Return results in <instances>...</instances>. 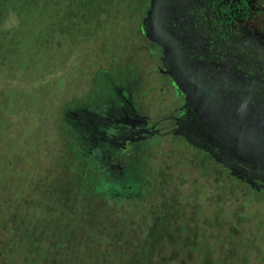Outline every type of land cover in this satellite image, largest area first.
<instances>
[{
    "label": "rangeland",
    "instance_id": "rangeland-1",
    "mask_svg": "<svg viewBox=\"0 0 264 264\" xmlns=\"http://www.w3.org/2000/svg\"><path fill=\"white\" fill-rule=\"evenodd\" d=\"M149 3L0 0V241L16 252L9 261L26 264V251L38 250L45 259L36 264H85L83 256L123 264L125 253L154 264H264V187L223 172L174 134L181 101L140 29ZM237 21L244 33L264 32V10ZM242 68L256 71L246 60ZM229 76L211 95L214 109L243 116L264 141L262 96L238 95ZM119 95L158 128L127 161L115 141H100L117 132L114 113L131 116ZM213 129L223 136V125ZM123 169L135 188L115 185Z\"/></svg>",
    "mask_w": 264,
    "mask_h": 264
},
{
    "label": "flooded vegetation",
    "instance_id": "flooded-vegetation-1",
    "mask_svg": "<svg viewBox=\"0 0 264 264\" xmlns=\"http://www.w3.org/2000/svg\"><path fill=\"white\" fill-rule=\"evenodd\" d=\"M151 3L152 0L149 5ZM240 4L239 0H158L150 27L146 31L142 29L146 12L140 29L158 50L159 63L156 69L168 78L176 97L181 101L176 109L178 114L173 118L176 128L174 134L186 145L201 151L223 167V172L241 178L250 187L263 188L262 136L253 132L242 120L243 116H236L227 110L219 112L211 101L218 84L227 86L221 84L222 78L231 75L226 84L236 87L238 95L243 98L262 96L261 109L264 110V37H261L264 32L254 36L252 30L245 33V29L241 30L236 24L237 19L248 17L258 10L252 8L247 12L240 9ZM191 33H194L196 40ZM244 60L253 65L255 73L251 69L244 71ZM125 89L128 96L130 87ZM119 97L120 103L128 105L132 117L128 112L114 113L113 119L117 123L114 125L111 118L109 125L117 132L111 135L106 125L103 133L107 136L109 132L111 137L101 138L100 141H115L117 155L124 156L127 161L129 155L124 154L144 141L145 137H155L158 128L155 124L147 126L148 117L137 114L127 97ZM87 119L88 123L94 124V119ZM218 123L225 127L223 136L213 129ZM122 124H126L125 128L121 127ZM233 132L237 134V140L231 138ZM77 137L80 146L90 155L93 154L92 145L84 139L82 141L81 135ZM153 137L151 139L158 138ZM109 150L104 149L102 154L110 155ZM117 172L121 173L120 170ZM123 172L120 181L114 178L115 185L118 188L122 186V190L132 187L131 182H134L133 172H125V169Z\"/></svg>",
    "mask_w": 264,
    "mask_h": 264
},
{
    "label": "trees",
    "instance_id": "trees-1",
    "mask_svg": "<svg viewBox=\"0 0 264 264\" xmlns=\"http://www.w3.org/2000/svg\"><path fill=\"white\" fill-rule=\"evenodd\" d=\"M239 1L241 2V4H240L241 8L240 9H243V10H245L247 12L250 11L252 8L257 9L258 11L264 10V0H239ZM132 187L135 188V186H133V185H132ZM112 188L115 189L114 186H112ZM1 230H3V227L0 225V232H1ZM10 245H12L15 249L18 248V247L19 248L21 247V246H19L20 244H17L15 242V239H12L10 241ZM2 246H3V243H1V241H0V264H18L15 261H9V259H7L8 255L12 254L14 256V254L16 252L13 253V252H11V250H2L1 249ZM35 246L36 245L33 246L32 244H30V248H35ZM26 252L29 254L28 258L26 260V264H36V262L38 261V257L42 261L45 259L44 252L39 253L40 251H38V250H36V251L35 250L30 251L29 250V251H26ZM22 253H24L22 251V249H19L18 250V254L20 255ZM102 256L103 257L106 256L105 260L107 262H109V263L115 262V261H119L118 258H113L112 259V256H107L106 254H102L101 257ZM129 256H130V254L125 253L124 257H122L120 259V260L123 261V264H145L144 260H146V259H148V262L150 261V263L153 262V264H154V260H155V259H152L151 255H146V254H144L142 256L137 255V256H135L133 258H130ZM66 258H67V262H69L70 259H71V256L68 255V256H66ZM80 258H82V257H80ZM129 258L131 260H129ZM83 259L85 261V264L86 263L87 264H94L95 263L94 259L91 256H83L81 261H83ZM23 261H25V260H23ZM163 263L164 262L162 260L160 262L158 260L156 261V264H163ZM169 263L170 262L168 261V262H165L164 264H169ZM20 264H23L21 262V260H20Z\"/></svg>",
    "mask_w": 264,
    "mask_h": 264
},
{
    "label": "water",
    "instance_id": "water-1",
    "mask_svg": "<svg viewBox=\"0 0 264 264\" xmlns=\"http://www.w3.org/2000/svg\"><path fill=\"white\" fill-rule=\"evenodd\" d=\"M157 1H158V0H157ZM155 2H156V1L152 0L151 7H150V9L147 11L146 17L143 19V24H142V29H143V31H146V29H147L148 27H150V22H151V21L153 22L152 18H153L154 13L156 12ZM156 3H157V2H156Z\"/></svg>",
    "mask_w": 264,
    "mask_h": 264
}]
</instances>
